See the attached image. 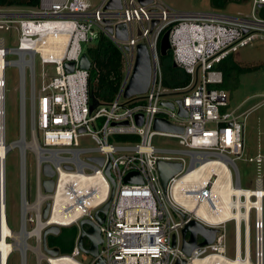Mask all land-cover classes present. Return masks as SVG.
<instances>
[{"label":"built area","instance_id":"2783aa9c","mask_svg":"<svg viewBox=\"0 0 264 264\" xmlns=\"http://www.w3.org/2000/svg\"><path fill=\"white\" fill-rule=\"evenodd\" d=\"M109 1L99 0L95 7L89 0H40L37 8L0 7V31H15L18 37L13 47L0 37V58L6 62L0 69V94L4 103V72L7 67H15L19 77L20 136L9 145L4 137L3 143L11 146L23 139L27 145L23 151L16 148L20 156L21 220L23 216L26 227L27 223L32 224L28 232L35 242L28 249L35 253L37 264H95L98 256L106 264H174L181 259L191 264L209 255L229 258L226 225L233 224L235 249L243 246L244 252H249L253 212L255 264L259 241L263 264V180L258 175L253 190L242 188L236 165L245 154L248 111L238 113L243 103L229 111L228 93L215 88L222 82L215 66L255 40L264 39V16L260 12L264 0H251L250 15L240 17L221 10L177 11L160 0H151L145 6L139 0H120L119 10H108ZM119 25L125 26L127 41L117 39L115 29ZM166 31L173 64L190 78L183 87L168 88L163 84L159 43ZM59 34L67 35L68 40H51ZM100 35L121 54L122 80L114 99L91 111L88 79L94 65L86 56L90 67L82 69L80 60L84 46ZM140 43L146 45L150 57V84L145 94L123 99ZM7 56L13 58L8 60ZM36 59L40 62L39 87ZM67 63L74 64L70 73L65 69ZM163 102L173 107L163 106ZM180 109L185 116L179 113ZM156 120L179 127L182 132L157 130ZM155 137L173 140L171 147H157L153 144ZM84 141L93 145H81ZM26 150L34 154L36 161V194L32 203L26 196ZM5 159L0 161V175L3 167L4 177ZM92 159H102L103 163L98 165ZM158 161L181 166L165 189L157 170ZM245 161L254 164L259 173L263 156L258 152ZM45 166L53 172L51 179L43 173ZM107 166L113 184L105 173ZM131 172L139 174L143 183H124ZM202 172L206 176H201ZM49 180L52 190L46 192L44 182ZM228 188L239 192L231 195V211L236 213L235 204L240 205L239 220L212 223L197 214L196 207L216 214L225 211L229 204L220 193L225 194ZM108 201L104 222L99 225L103 241L98 256L86 254L78 247L79 222L90 219L96 223L94 212ZM2 202L0 192V206ZM46 205L49 210L44 218ZM191 221L216 228L217 232L212 243L198 246L186 255L181 246V230ZM49 226H77L70 253L58 251L52 255L43 249L42 232ZM1 232L2 210L0 236ZM202 240L199 236L198 242ZM20 255L21 264H26V255L24 262L21 252ZM86 255L89 260L84 258ZM77 256L83 259L77 260Z\"/></svg>","mask_w":264,"mask_h":264},{"label":"rangeland","instance_id":"374dc122","mask_svg":"<svg viewBox=\"0 0 264 264\" xmlns=\"http://www.w3.org/2000/svg\"><path fill=\"white\" fill-rule=\"evenodd\" d=\"M169 7L182 12H201L217 10L211 7L210 0H160ZM251 0H240L237 3H230L221 12L230 16H249L251 13ZM93 7L98 5L99 0H89ZM0 37H4L8 43L7 46L13 47L17 44V34L15 31L8 33L0 31ZM13 57L7 56L10 60ZM235 61L242 67L256 68L252 72L242 74L239 77L238 87L231 94L228 93V109L234 110L243 103V107L238 111L247 112L245 121V154L242 159L236 161L240 173L241 187L244 189L255 188V179L259 175L263 180L264 189V39L255 40L251 46L240 49L234 55ZM40 62L36 59L37 86L39 87ZM5 93H4V137L7 145L17 141L20 136V118H19V77L15 67H7L4 72ZM28 79V78H27ZM28 84V80H27ZM27 127L29 119V101L27 89ZM171 122V121H169ZM26 139L29 140V129L27 128ZM173 140L168 138L155 137L153 144L160 148L171 147ZM81 145L92 146L91 141L81 142ZM260 153L263 161L257 173L254 164L248 163L245 159L253 157ZM25 170H26V196L29 203H32L36 194V161L34 154L26 150L25 152ZM20 156L18 148L11 149L5 159V212L8 226L15 232L21 229V205H20ZM263 207V264H264V198ZM254 214L251 213V235L249 252L242 246V255L247 252L252 262L256 263L255 232L253 230ZM32 224L27 223V231L31 229ZM227 227V252L226 255L232 259L236 258L235 238L233 235V224L228 223ZM14 243L15 239H7ZM30 246L35 242L32 237L26 240ZM243 245V243H242ZM20 249L14 250L8 259V264H21ZM237 253V252H236ZM22 254V253H21ZM26 264H37L35 253L26 250ZM86 257V258H85ZM235 257V258H234ZM247 257V259H248ZM89 260V256H84ZM77 260L83 259L81 256Z\"/></svg>","mask_w":264,"mask_h":264},{"label":"water","instance_id":"95a60500","mask_svg":"<svg viewBox=\"0 0 264 264\" xmlns=\"http://www.w3.org/2000/svg\"><path fill=\"white\" fill-rule=\"evenodd\" d=\"M140 4L145 6L151 2V0H139ZM121 8L120 0H110L106 6L108 10H119ZM155 25V22L152 23V27ZM109 33L112 32V29H107ZM115 35L117 39L122 41H127V32L124 25H119L115 29ZM170 49L169 44V31H166L160 38L159 43V51L161 57H165L168 54ZM74 67L73 63L65 64V69L67 73L72 72ZM90 67V62L85 54L82 55L80 60V68L88 70ZM173 67L176 68V65L173 64ZM151 79V65H150V57L146 45L140 43L136 46V60L134 64V69L130 80L125 88L123 93V99H129L133 96L143 95L147 92L148 86L150 84ZM180 104V102H178ZM163 106L172 108L171 103L163 102ZM181 115L185 116V112L180 109L179 112ZM138 125H141L139 121ZM155 129H163L170 132L181 133L182 129L179 127L172 126L170 124H162L161 121L156 120ZM93 162L97 163L98 165H102V159H92ZM181 169L180 164L178 163H170L164 161H158L157 163V170L159 173V177L161 180L162 188L165 189L167 182L170 178H172L175 174H177ZM43 173L46 177L52 178L53 172L50 167L45 166L43 169ZM106 175L109 177L111 183L113 184V180L110 177L109 166L106 167L105 170ZM124 183L126 184H142L143 181L139 174L135 172H131L127 174L124 178ZM52 181H45L44 187L46 192H50L52 190ZM110 205V201L105 203L100 209H97L94 214L93 218L96 221L94 223L90 219H84L79 222V227L81 229L80 235L78 237V247L81 249L82 252L86 254H90L92 256H98V248L99 245L102 243L103 239L100 233L99 225L104 222V217L108 211ZM49 210V205H46L43 210V217L46 218ZM60 231L59 226H49L42 232V247L45 251L52 255L58 254L57 248H48L46 245V236L47 234H58ZM217 229L206 227L200 224L197 221H191L189 224L184 226L181 230L182 236V250L186 255H189L192 250L198 246L207 245L213 242ZM202 237V241L198 242V237ZM86 237L90 241L89 247L85 248L83 246V238ZM175 239L173 238L172 244L174 245ZM95 264H106V261L103 257L98 256ZM174 264H185V260H176Z\"/></svg>","mask_w":264,"mask_h":264},{"label":"trees","instance_id":"16d2710c","mask_svg":"<svg viewBox=\"0 0 264 264\" xmlns=\"http://www.w3.org/2000/svg\"><path fill=\"white\" fill-rule=\"evenodd\" d=\"M240 0H210L212 8L223 10L230 3ZM0 7L6 8H37L39 0H0ZM264 16V7L261 8ZM84 54L90 58L94 68L88 79V104L92 111L101 104L112 101L119 89L122 80L121 54L117 48L104 36L100 35L94 42L83 48ZM163 73V84L168 88L183 87L189 83V76L181 69L173 67L171 53L160 57ZM221 72L222 82L215 88L222 89L227 93L234 92L238 87L239 77L242 74L252 72L256 68L242 67L230 55L215 66ZM127 137H119L125 140ZM78 233L77 226L61 227L58 234H47L46 245L48 248H57L59 253L66 254L72 251L74 241ZM90 241L84 237L83 246L89 247ZM9 259V258H8ZM8 264V260H7Z\"/></svg>","mask_w":264,"mask_h":264},{"label":"bare ground","instance_id":"6f19581e","mask_svg":"<svg viewBox=\"0 0 264 264\" xmlns=\"http://www.w3.org/2000/svg\"><path fill=\"white\" fill-rule=\"evenodd\" d=\"M55 37L51 38L52 41H67L68 37L67 35H63V34H59V35H54ZM4 65H6V62L4 61V59L0 58V69H2L4 67ZM1 97H0V161H3V159L6 157L8 151L10 149H12L13 147H18L20 148L22 151L24 150V148L27 146L23 139H21L19 142L11 145V146H5V144L3 143V139H4V114H3V107H4V103H3V96H2V92H1ZM205 169V168H204ZM201 176H206L205 173H201ZM0 192H1V197H2V204L0 206V210H2V232H1V236H0V264H7V260L9 258V256L11 255V253L14 250L20 249L21 253H22V261L24 262V256H25V251L26 249L30 248V246L26 243V240L29 238L31 232L27 231V227L24 223L23 220V216H22V220H21V229L20 232L15 233L11 230L10 226H8L7 224V218H6V212H5V203H4V193H5V177H4V171H3V167H2V171H1V175H0ZM233 193H239L238 191H235L233 189L228 188V190L225 192V194L222 195V193H220V196H223V201L225 203H228L229 205H227L226 210L221 212L220 214H216V213H211V212H207L205 211L204 208H200V207H196L195 211L197 212V214L205 217L207 220H209L212 223H218V222H224L228 219H237L239 220V217L241 216L240 212H239V203L237 202L235 204L236 208H237V212L234 213L231 211V195ZM249 202H247V206L250 205L248 204ZM24 206L22 207V213H24ZM260 223V222H259ZM237 224H239V221H237ZM37 231V230H36ZM260 234V233H259ZM9 235V237L14 238L15 242L11 243L7 240V236ZM260 237V236H259ZM33 249L38 251V247H34ZM260 250H261V242H258V264L260 263L261 257H260ZM237 252V253H236ZM236 258L232 259V258H228V257H223V256H217V255H209L208 257L204 258V259H197L194 260L191 264H205V263H218V264H251L252 261L250 259V255L247 259L243 257L242 253H241V249H239L238 247L236 248ZM247 255V252H246ZM248 256V255H247Z\"/></svg>","mask_w":264,"mask_h":264},{"label":"crops","instance_id":"0c3cea01","mask_svg":"<svg viewBox=\"0 0 264 264\" xmlns=\"http://www.w3.org/2000/svg\"><path fill=\"white\" fill-rule=\"evenodd\" d=\"M39 1H40V0H39ZM48 1L58 2V1H61V0H44V2H48Z\"/></svg>","mask_w":264,"mask_h":264}]
</instances>
